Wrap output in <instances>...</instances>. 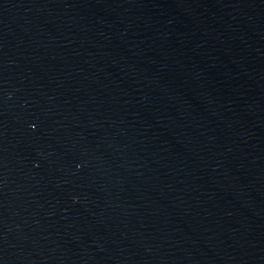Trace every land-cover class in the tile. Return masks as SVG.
Returning a JSON list of instances; mask_svg holds the SVG:
<instances>
[{"label":"water","instance_id":"obj_1","mask_svg":"<svg viewBox=\"0 0 264 264\" xmlns=\"http://www.w3.org/2000/svg\"><path fill=\"white\" fill-rule=\"evenodd\" d=\"M0 264H264V0H0Z\"/></svg>","mask_w":264,"mask_h":264}]
</instances>
